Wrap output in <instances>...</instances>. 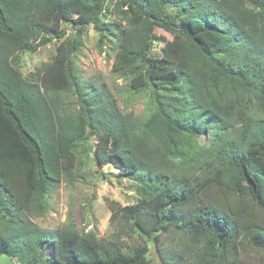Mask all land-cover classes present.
Segmentation results:
<instances>
[{"label":"trees","instance_id":"1","mask_svg":"<svg viewBox=\"0 0 264 264\" xmlns=\"http://www.w3.org/2000/svg\"><path fill=\"white\" fill-rule=\"evenodd\" d=\"M89 26L114 37L113 72L149 93L144 119L79 83L73 64ZM156 29L174 41L150 55ZM53 40L62 42L51 61L23 77L16 54ZM69 91L74 118L60 103ZM89 132L96 163L138 182L135 203L108 207L116 234L139 242L30 220L72 174L75 142ZM254 210L264 213V0H0V257L153 264L150 241L163 264H237L243 251L264 253Z\"/></svg>","mask_w":264,"mask_h":264},{"label":"rangeland","instance_id":"2","mask_svg":"<svg viewBox=\"0 0 264 264\" xmlns=\"http://www.w3.org/2000/svg\"><path fill=\"white\" fill-rule=\"evenodd\" d=\"M61 23L65 30L64 39H71L70 18ZM109 20L115 21L114 16ZM158 40L154 43L150 55H157L174 41V37L162 29H156ZM62 40H53L50 44L39 48L35 52L16 54L17 69L23 77H27L42 65L49 63L55 55L56 47ZM118 52L114 37L107 36L100 39V35L89 26L80 38L79 47L75 53L74 71L81 85L102 88L116 103L123 114L144 119L147 117L150 104L149 93H135L129 88V80L114 73L112 66L115 54ZM74 94L69 91L61 97L60 103L65 111L75 117L78 105ZM98 136L87 133L75 142L73 150L74 166L72 174L63 179L56 187L49 190L45 210L41 214L30 215V220L39 228L56 230L71 220L80 234L91 233L97 238L118 240L129 246L139 242L135 234H116L117 227L110 222L109 201L121 206L131 205L139 198V185L133 176L118 170L112 164L99 166L94 158V150ZM259 217L264 213L254 210ZM1 228V225H0ZM149 257L153 264H163L150 241H147ZM264 253L256 250L243 251L239 255L237 264H263ZM15 260L0 257V264H14Z\"/></svg>","mask_w":264,"mask_h":264}]
</instances>
